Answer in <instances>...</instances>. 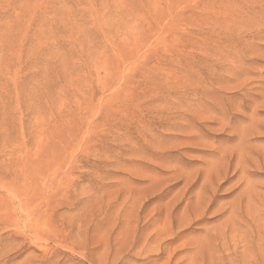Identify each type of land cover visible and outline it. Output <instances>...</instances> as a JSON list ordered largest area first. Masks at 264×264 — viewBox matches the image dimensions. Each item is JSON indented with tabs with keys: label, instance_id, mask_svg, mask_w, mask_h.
<instances>
[{
	"label": "rangeland",
	"instance_id": "rangeland-1",
	"mask_svg": "<svg viewBox=\"0 0 264 264\" xmlns=\"http://www.w3.org/2000/svg\"><path fill=\"white\" fill-rule=\"evenodd\" d=\"M262 92L264 0H0V264H97L96 253L119 247L108 264H164L168 254L169 264H187L178 246L208 228L219 231L224 215L215 210L240 189L237 177L224 182L212 208L175 228L179 235L165 239L172 243L162 254L142 245L162 227L172 198H180L177 214L186 202L184 181L173 171L202 163L205 151L186 133L196 136L190 131L200 128L214 143L234 138L230 131L249 113L237 107L261 101ZM195 102L202 114H195L197 128H177L181 121L170 119L150 135V143L157 136L174 146L192 142L166 154L171 168L134 144L143 117L177 116L186 106L195 110ZM167 124L174 126L164 130ZM250 142L263 149L264 133ZM250 177L264 196V171L253 168ZM230 225L231 235L225 230L220 237L241 251V230ZM220 237L216 258L223 254Z\"/></svg>",
	"mask_w": 264,
	"mask_h": 264
},
{
	"label": "bare ground",
	"instance_id": "bare-ground-1",
	"mask_svg": "<svg viewBox=\"0 0 264 264\" xmlns=\"http://www.w3.org/2000/svg\"><path fill=\"white\" fill-rule=\"evenodd\" d=\"M259 7V6H258ZM263 10V9H262ZM254 11V10H253ZM256 12V11H255ZM257 13V12H256ZM258 14V13H257ZM248 15V14H247ZM253 16H255V14H253ZM254 18V17H252ZM253 21V20H252ZM255 23V22H254ZM258 23V22H257ZM251 26V25H250ZM257 26V25H256ZM258 27V26H257ZM263 27V26H262ZM256 28V27H255ZM254 28V29H255ZM257 36V35H256ZM241 38V37H240ZM243 38V37H242ZM258 39V38H257ZM260 40V39H259ZM249 43V42H248ZM231 46V45H230ZM236 47V46H235ZM234 47V48H235ZM229 48V47H228ZM231 48V47H230ZM233 48V49H234ZM236 50V49H235ZM247 50V49H246ZM252 50V49H251ZM233 52V51H232ZM236 52V51H235ZM231 53V52H230ZM253 53V52H251ZM229 54V53H228ZM233 54V53H231ZM254 54V53H253ZM225 55V54H224ZM255 55V54H254ZM226 56V55H225ZM232 56V55H230ZM230 56L225 57V58H230ZM233 57V56H232ZM235 57V55H234ZM241 57V56H240ZM224 59V56H223ZM222 59V60H223ZM226 60V59H225ZM237 60V59H235ZM232 59V61H235ZM231 61V62H232ZM238 61V60H237ZM241 61H244L241 59ZM226 62V61H225ZM230 62V65L232 66ZM247 62V61H246ZM237 63V62H236ZM234 62V65L236 64ZM242 63V62H241ZM229 65V64H228ZM246 65V64H245ZM245 65L243 67H245ZM247 66V65H246ZM241 67V66H240ZM240 68V69H243ZM223 68V67H222ZM236 68V67H235ZM225 69V68H224ZM229 69V68H228ZM232 70V68H231ZM237 70V69H236ZM222 71V70H221ZM230 73H232V71H230V69L228 70ZM235 71V69H234ZM242 71V70H240ZM227 72V71H226ZM237 72V71H236ZM245 72V71H244ZM210 73V72H209ZM239 73V72H238ZM237 74V73H236ZM220 75V74H219ZM231 76V75H230ZM240 76V75H238ZM212 77V76H211ZM232 77V76H231ZM236 77V75H235ZM241 77V76H240ZM239 77V78H240ZM245 78V77H244ZM251 78V77H250ZM228 79V78H227ZM236 79H238L236 77ZM241 79V78H240ZM248 79V78H247ZM246 79V80H247ZM245 80V81H246ZM237 81V80H236ZM243 81V80H242ZM234 82V81H233ZM239 82V80H238ZM236 82V84L238 83ZM242 83V82H240ZM243 84V83H242ZM235 85V83H234ZM233 85V86H234ZM239 85V84H238ZM262 85V84H261ZM196 86V85H195ZM200 86V85H199ZM226 86V85H225ZM241 85H239L238 87H240ZM236 87V86H235ZM196 88V87H195ZM197 89V88H196ZM261 90V89H260ZM195 91V90H194ZM192 91V93L194 92ZM205 92V91H204ZM209 92V91H208ZM258 92V91H257ZM237 93V92H236ZM196 95V92L194 93ZM263 95V99L261 101H257V100H252L250 101V103H244V104H240L239 107L237 108H241L239 109V111L242 110H249V113L244 112V115L247 117V123L245 122V124L243 123L242 126H240V128L238 127L236 130L235 128H231L233 129V131H230V134H232L234 138L230 139L228 138V140H221L218 141L216 143L214 142H209L208 140V133H204L202 132V129L197 128L196 125H194L196 122L198 123L199 119L196 118L195 114H199L197 112L198 108L200 109L201 106L197 105V103L195 105H193V108H195V110H192L190 108H188L187 106L184 108V111H181L179 115L177 116H170L167 114H163V113H152L150 116H148V118L143 117V119L141 120V123H139L140 128H138V131H136V137H135V145H141L146 148L149 147L152 150H154V154H155V161L157 165H161V167H165V168H171L170 166L172 165H168L167 163H165V161L163 160L164 157H166V154H168V152H170L171 149H178L181 150L182 148H180V146H183V144H188L191 145L190 141H187V139H191L195 141L197 140V142L192 143V145H196V146H201V150L205 151V154L203 156V160L202 163L195 166L194 168H189V169H184V168H178V170H175V166H174V170L173 171L175 174H173V176L178 175L181 177L182 181H184L183 183V187H182V195H187L186 196V202L184 203L181 211L179 212V214L175 213V209L176 206L178 205V198L177 200H175L176 197L172 198V200L167 204L166 209H165V215L162 219L163 225L161 228H157V230L153 233V234H147L146 236H144V240H142V245L143 246H152L155 247L152 251L153 254L155 253L154 250L159 251V253L162 254L163 250L165 251L167 248V242L169 240H165L168 237H173L174 234L176 233V235H179L178 232H176V230H178L179 227L184 226L185 224H190V221L193 218L196 217H201L205 212H207L210 208H212L213 204L215 203V201L217 200V193L221 187V185L226 182L229 178L231 177H237V180L233 181L235 186L237 185V187H239V193L234 196L231 200H229L228 202L226 201V203H222L220 204L217 209L215 210L216 213H220L221 215H224L223 218L221 219V225H219L218 227H216L215 229L219 230V231H212L211 232V228H208L204 231V233H202L198 238L194 237L191 240H188L187 242H183L182 244L178 243V247H182L184 249V254L181 257V261L182 260H187V264H199L198 263V256L199 259H201V264H264V217H258L260 212V208L263 209L264 207V196L258 191L259 187H262V185L257 184V182H254L251 177H250V171L254 168V169H260L262 171H264V152L262 153V151H264V145H263V149H258L257 145L252 144L250 142V139H252L253 135H259L261 136V134L263 135L264 133V92H262ZM178 96V95H177ZM176 96V97H177ZM186 97V96H185ZM193 97V96H192ZM196 97V96H194ZM250 97V96H247ZM172 99V98H171ZM197 99V98H196ZM200 99V97H199ZM252 99V97H251ZM198 100V99H197ZM202 100V99H201ZM242 100V99H241ZM245 100V98H244ZM249 100V99H247ZM179 101V100H178ZM177 101V103H178ZM181 101V99H180ZM183 101V100H182ZM181 101V103H182ZM191 101V99H190ZM196 101V100H195ZM173 102V101H172ZM186 105L189 104L190 102L187 100H185ZM189 102V103H188ZM206 102V101H205ZM243 102V101H240ZM166 103V102H165ZM170 103V102H168ZM174 103V102H173ZM172 103V104H173ZM180 103V102H179ZM184 103V102H183ZM192 103V102H191ZM201 103V102H199ZM193 104V103H192ZM205 104V103H204ZM239 104V103H238ZM162 105V104H161ZM178 105V104H177ZM176 105V107H177ZM202 105V104H201ZM191 106V104H190ZM163 107V106H162ZM168 107V106H167ZM172 109L175 112V108ZM180 106H178L177 108H180ZM192 107V106H191ZM205 107V106H204ZM208 107V106H206ZM164 108V107H163ZM208 108H211V106L209 105ZM214 108V107H213ZM220 108V107H219ZM237 108H235L237 110ZM183 109V108H182ZM203 109V108H202ZM215 109V108H214ZM222 108H220L221 110ZM162 110V109H161ZM168 110V109H167ZM180 110V109H179ZM205 110V109H203ZM202 110V111H203ZM208 110V109H207ZM206 110V111H207ZM224 111V109H222ZM163 111V110H162ZM169 111V110H168ZM171 111V110H170ZM178 111V109H177ZM213 111V110H212ZM211 111V112H212ZM217 111V110H214ZM219 111V110H218ZM166 112V111H165ZM204 112V111H203ZM202 112V113H203ZM210 111L208 110L209 113ZM179 113V112H177ZM206 113H203V115ZM216 113V112H214ZM219 113V112H218ZM222 113V112H221ZM225 113V111L223 112ZM176 114V113H175ZM227 114V113H226ZM225 114V115H226ZM200 115L202 116V114L200 113ZM204 115V116H205ZM210 115V113H209ZM209 115H207L208 119H209ZM212 115H214L212 113ZM218 115V114H217ZM221 115V114H219ZM261 116V117H260ZM200 117V116H199ZM215 117V116H213ZM212 117V118H213ZM221 117V116H219ZM202 119V117H200ZM211 118V119H212ZM222 118V117H221ZM227 118V117H226ZM170 119L172 120H180L181 124L178 125L177 128H183V127H194L197 128L195 129V131L192 132L194 133L196 136H191L190 133H186L187 139L186 142H182L178 145H173L171 143H168V141H163L162 137L157 136V139L155 141L154 138H152V141H154L153 143H150V135L154 130H158L161 124L165 123L166 121H169ZM197 119V120H196ZM205 119V117H204ZM210 119V121H211ZM171 120V121H172ZM216 122L220 120V118H215ZM227 119H225L226 121ZM238 120V119H237ZM240 120V119H239ZM202 121V120H201ZM213 121V120H212ZM221 121V120H220ZM220 121L218 123H220ZM224 121V122H225ZM176 122V121H175ZM179 122V121H178ZM223 122V123H224ZM168 123V122H167ZM222 123V124H223ZM229 123V122H228ZM228 123L226 124V126L228 125ZM179 124V123H177ZM230 124V123H229ZM232 124V123H231ZM174 125H165L163 128L165 130V128L168 130L171 127H173ZM225 126V127H226ZM229 127V126H228ZM219 130H224L226 128H223L222 126L219 127ZM228 128V129H231ZM193 129V128H192ZM161 130V129H160ZM189 130V129H188ZM218 130V129H217ZM171 131V130H170ZM229 131V130H228ZM263 133H260V132ZM169 132V131H168ZM189 132V131H188ZM221 132V131H220ZM166 133V131H165ZM165 133L163 132V134L165 135ZM258 133V134H257ZM179 134V133H178ZM180 135V134H179ZM149 136V138H148ZM167 136V139L169 140L168 136L170 137V135H165V137ZM154 137V136H152ZM228 137V136H227ZM171 138V137H170ZM256 138V137H255ZM175 139V138H174ZM173 139V140H174ZM177 139V138H176ZM227 139V138H226ZM172 140V141H173ZM231 140L235 141L234 143L231 142ZM134 141V140H133ZM211 141V140H210ZM213 141V140H212ZM145 142V143H144ZM176 142H174L175 144ZM141 146V147H142ZM260 148H262V146H260ZM149 150V149H148ZM260 150V151H258ZM262 150V151H261ZM201 161V160H200ZM163 165V166H162ZM178 167V166H177ZM173 168V167H172ZM257 171V170H255ZM155 174V183L157 184L158 181L157 179H161L159 177V173L156 171ZM171 176V175H170ZM179 178V177H178ZM163 179V178H162ZM167 183V182H166ZM164 184V183H163ZM264 184V183H263ZM161 185V184H160ZM162 186V185H161ZM231 186L233 187V185L231 184ZM196 187V190H193V188ZM264 187V185H263ZM159 188V187H158ZM163 188V187H162ZM165 189V188H164ZM264 189V188H263ZM159 190V189H158ZM161 190V189H160ZM263 191V190H261ZM264 192V191H263ZM181 195V197H182ZM184 196V197H185ZM180 199V198H179ZM258 199V200H257ZM174 200V201H173ZM137 202V201H136ZM167 202V201H166ZM256 203L263 205L262 207H260L257 210V206ZM143 204V203H142ZM242 208L244 213L242 212ZM264 211V210H263ZM263 211L261 213H263ZM157 212V211H156ZM121 214V213H120ZM129 214H133L129 212ZM156 214V213H155ZM264 214V213H263ZM262 214V215H263ZM117 215V214H116ZM127 215V214H123ZM134 215V214H133ZM105 216V215H104ZM121 216V215H120ZM130 216V215H129ZM157 216V215H156ZM106 217V216H105ZM117 217V216H116ZM128 217V216H127ZM138 217V215H137ZM145 217V216H144ZM153 217V216H151ZM159 217V216H158ZM121 218V217H120ZM129 218H133L132 216ZM127 218V219H129ZM97 219V217H96ZM101 219H103V217H101ZM125 220V218H123ZM154 219H156L154 217ZM197 219V218H196ZM100 220V219H99ZM135 220V219H134ZM138 220V219H137ZM153 220V219H152ZM157 220V219H156ZM155 220V221H156ZM160 220V219H159ZM95 221V220H94ZM101 221V220H100ZM105 221V220H104ZM120 221V220H119ZM123 221V220H122ZM130 221V219H129ZM128 221V222H129ZM158 221V220H157ZM121 222V221H120ZM125 222V221H123ZM199 222V221H198ZM138 223V222H137ZM156 223V222H155ZM159 223V221L157 222ZM161 223V222H160ZM230 223H232L235 228L234 229H239L241 230V235H240V240L242 241V249H240L241 251H237L236 246L234 247V243L233 245H228L225 243V241H223L222 237H220V234L223 235V233L225 234V230H227V228L229 227ZM126 224V223H125ZM162 224V223H161ZM241 224H244V226H242ZM116 225V224H115ZM151 225V224H150ZM148 225V226H150ZM153 225V224H152ZM191 225V224H190ZM148 226L147 229L149 228ZM155 226V225H154ZM158 226V225H157ZM231 226V225H230ZM231 226V227H232ZM124 227V226H123ZM97 228V227H96ZM101 228V227H100ZM114 228V227H113ZM129 228V227H128ZM175 228H177L175 230ZM230 228V227H229ZM102 229V228H101ZM124 229V228H123ZM135 229H136V222H135ZM143 229V228H142ZM141 229V230H142ZM144 229H146L144 227ZM180 229V228H179ZM233 228L231 230H234ZM112 230V229H111ZM118 230V229H117ZM125 230H126V225H125ZM124 230V231H125ZM128 230V229H127ZM126 230V231H127ZM138 230V229H137ZM149 230V229H148ZM214 230V229H213ZM97 231V229H96ZM106 231V230H104ZM144 231V230H143ZM150 231V230H149ZM183 231V230H182ZM181 231V232H182ZM186 231V230H185ZM93 232V231H92ZM108 232V231H106ZM110 232V231H109ZM108 232V233H109ZM180 232V233H181ZM184 232V231H183ZM228 232V230H227ZM230 232V231H229ZM228 232V234H230ZM233 232V231H232ZM235 232V231H234ZM96 233V232H95ZM111 233V232H110ZM121 233V232H120ZM124 233V232H123ZM142 233V232H141ZM144 233V232H143ZM142 233V234H143ZM236 233V232H235ZM97 234V233H96ZM100 234V233H99ZM125 234H127V232H125ZM135 235V233H132ZM146 234V232H145ZM144 234V235H145ZM234 234V233H233ZM108 237V234H106ZM105 235V236H106ZM116 236V234H113ZM175 235V236H176ZM227 235V234H225ZM231 235V234H230ZM237 235H239V232L237 231ZM104 236V237H105ZM118 236V235H117ZM126 236V235H124ZM120 237V239L124 238ZM129 236V233H128ZM140 236V235H139ZM181 236V235H180ZM184 236V235H183ZM182 236V237H183ZM220 237L221 242L219 241V245L220 243H222V241L224 243L221 244V250L223 252V254L219 257L216 258V256L214 257V247L213 245H217L216 244V240ZM233 236V235H232ZM94 237V236H93ZM134 237V236H133ZM132 237V238H133ZM181 237V238H182ZM190 237V236H189ZM218 237V238H217ZM234 237V236H233ZM232 237V238H233ZM109 238V237H108ZM126 238V237H125ZM124 238V239H125ZM175 238V237H174ZM180 237L177 239H181ZM222 238V239H221ZM229 240H231V237H228ZM96 239V238H95ZM94 239V240H95ZM102 239V238H100ZM104 239V238H103ZM106 239V238H105ZM112 239H114V237L112 236ZM117 239V237L115 238ZM123 239V240H124ZM128 239V237H127ZM130 239V238H129ZM136 239V238H135ZM190 239V238H188ZM227 239V238H226ZM93 240V241H94ZM108 240V239H107ZM132 240V239H131ZM134 240V239H133ZM132 240V241H133ZM137 240V239H136ZM141 240V238H140ZM219 240V239H218ZM217 240V241H218ZM234 240V238H233ZM97 241V240H96ZM115 241V240H114ZM117 241V240H116ZM115 241V242H116ZM125 241V240H124ZM236 241V239H235ZM105 246H106V241H103ZM114 242V243H115ZM140 242V241H139ZM171 241H169V244ZM215 242V243H214ZM228 242V241H227ZM102 243V242H101ZM109 243V241H108ZM118 243V241H117ZM116 243V244H117ZM136 243V242H135ZM141 243V242H140ZM231 243V242H230ZM80 244V243H79ZM78 244V245H79ZM95 244V243H94ZM98 244V242H97ZM114 244V245H116ZM120 244H124V243H120ZM212 244V246H211ZM111 245V244H110ZM133 245V243H132ZM131 245V247H132ZM99 246H102L101 244ZM98 246V247H99ZM113 246V244H112ZM140 246V245H138ZM169 246V245H168ZM176 246L173 243V247ZM117 247V246H116ZM119 247V246H118ZM122 247V246H121ZM124 247V245H123ZM142 247V246H141ZM151 247V248H152ZM172 247V248H173ZM239 247V246H238ZM241 247V245H240ZM103 248V247H102ZM120 248V247H119ZM117 248L118 250L116 251L114 248V250H107L106 253H104V251L100 254H97L95 258H96V262L97 264H108L110 255H112V259L115 260V256L117 254V252L119 251V253H121V249ZM125 248V247H124ZM145 248V247H144ZM150 248V249H151ZM171 248V246H170ZM170 248H168L170 250ZM175 248V247H174ZM207 248L208 250H211L210 252H208V256L203 255V249ZM110 249V248H109ZM138 249H140L138 247ZM205 251H208V250ZM101 250V249H99ZM104 250V249H103ZM173 250V249H172ZM178 250H180L178 248ZM168 251V250H167ZM174 251V250H173ZM127 252V251H126ZM131 252V251H130ZM137 253V251H135ZM171 253V251H169ZM240 254H238V253ZM135 253V254H136ZM152 253V252H151ZM150 253V254H151ZM167 253V252H166ZM165 253V256H166ZM174 253V252H173ZM123 254V253H122ZM140 254V253H139ZM148 254V253H147ZM145 253L144 257L146 258ZM160 254V255H161ZM4 255V254H3ZM83 255L85 256L86 253H83ZM171 255V254H170ZM168 254L167 256V260L166 263L164 264H169L170 260H171V256ZM216 255V254H215ZM219 255V253H218ZM126 256V255H125ZM159 256V255H158ZM118 257V256H117ZM128 257V256H127ZM136 257V256H135ZM138 257V256H137ZM141 257V256H140ZM143 257V254H142ZM150 257V256H148ZM93 256L91 257V262L93 263ZM119 258V257H118ZM131 257H128V259ZM151 258V257H150ZM175 258V257H174ZM84 259V258H83ZM117 259V258H116ZM127 259V260H128ZM152 259V258H151ZM155 259V257H154ZM154 259L152 261H154ZM180 259V258H179ZM178 259V260H179ZM124 260V258H123ZM157 260V259H156ZM176 260V259H175ZM174 260V262H176ZM133 261V260H130ZM135 261V260H134ZM133 261V262H134ZM184 261V262H185ZM114 262V261H112ZM110 261V263H112ZM118 262V261H117ZM146 262V261H145ZM151 262V261H150ZM155 262V261H154ZM165 262V259H164ZM173 262V263H174ZM116 263V261H115ZM124 263V262H123ZM122 263V264H123ZM136 263V261H135ZM157 263V262H156ZM155 263V264H156ZM131 264V263H130ZM134 264V263H133ZM145 264V263H144ZM154 264V263H153ZM180 264V263H179ZM184 264V263H182Z\"/></svg>",
	"mask_w": 264,
	"mask_h": 264
}]
</instances>
